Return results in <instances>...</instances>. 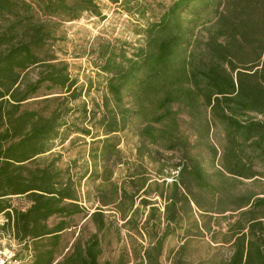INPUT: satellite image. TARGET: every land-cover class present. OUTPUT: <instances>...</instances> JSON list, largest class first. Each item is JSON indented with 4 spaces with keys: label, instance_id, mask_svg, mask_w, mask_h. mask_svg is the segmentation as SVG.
I'll return each mask as SVG.
<instances>
[{
    "label": "trees",
    "instance_id": "1",
    "mask_svg": "<svg viewBox=\"0 0 264 264\" xmlns=\"http://www.w3.org/2000/svg\"><path fill=\"white\" fill-rule=\"evenodd\" d=\"M109 1L141 18L149 10L155 15L154 6L163 12L149 21L144 45L131 53L126 43L99 42L96 67L107 77V91L89 112L86 104L71 105L83 88L49 42L60 25L54 18L102 16L100 1L0 0V215L8 219L0 229H12L31 252L23 264H163L169 236L180 228L184 238L202 236L213 230L214 216H223L225 241L232 246L226 264H264V196L241 187L263 176L256 165L264 162V0ZM204 13L214 19L204 46L194 49ZM34 67L38 72L31 79ZM43 87L60 94L35 100L40 108L29 107ZM175 103L196 121L197 143L180 134ZM137 115L145 119L137 157L130 160L120 148V133ZM80 119L91 127L81 126ZM213 124L223 130L221 151L210 141ZM71 133L94 138L90 168L77 177L51 152ZM198 146L207 150L208 160L193 152ZM146 161L157 165L155 177ZM120 165L126 170L118 178ZM172 170L177 174L170 176ZM84 179L95 184L93 192L82 194ZM13 196H25L30 205L17 208ZM196 213L209 220L200 224ZM79 214L96 231L84 237L81 229L64 251L63 233L77 225L72 222ZM111 227L146 238L143 258L131 263L123 252L114 263L101 262L100 234Z\"/></svg>",
    "mask_w": 264,
    "mask_h": 264
},
{
    "label": "rangeland",
    "instance_id": "2",
    "mask_svg": "<svg viewBox=\"0 0 264 264\" xmlns=\"http://www.w3.org/2000/svg\"><path fill=\"white\" fill-rule=\"evenodd\" d=\"M102 8V16H96L90 12H85L81 18L73 21L62 22L59 18H54L60 23L57 31L55 32V39L50 40L49 47L60 59L69 63V72L72 77L78 79V85L82 87V96L71 103L72 106L81 108L84 104L87 106V110L93 109L96 103H102V98L106 89L107 77L104 73L96 67L97 61V48L99 42L110 41L117 42L118 44H128V50L131 53L133 48H137L145 43V31L144 28L148 25L149 21L158 20L159 15L163 12L162 8L152 7L153 11L147 12V18H141L137 14L127 13L119 5L111 3L109 0H99ZM170 0L166 1L168 5ZM40 16H42L40 14ZM43 17V16H42ZM46 18V17H43ZM214 19L212 13L203 14L202 20L195 28L193 37L194 49H200L204 46V41L208 37L207 28L211 26ZM210 20V22H209ZM38 69L32 68L30 70V78L35 79ZM60 90H47L45 87L39 90L36 96L31 99L29 107L40 108L42 104L36 103L35 100L49 96H56ZM132 106V104H131ZM51 109L45 111L46 114ZM202 110V109H201ZM173 111L179 124V131L183 137L189 139L191 144L198 142L199 137L197 135L196 121L190 115L189 110L181 103H175L173 105ZM203 114L204 111L202 110ZM255 113H249L247 117H256ZM246 117V116H245ZM261 117V116H258ZM71 117L70 119H72ZM82 119V118H81ZM79 120L81 126L91 127L92 123L89 121ZM144 116L137 115L130 123L128 128L120 133L122 142L120 148L123 151L125 158L135 160L137 157V144L139 143V130L143 126ZM96 134V130H94ZM211 142L222 150L224 143V134L220 125H212ZM93 137L83 135L81 133H71L67 140L62 142L60 139L56 141V147L51 151L55 153V156L59 155L58 165L62 168L70 167L72 173L75 176L84 174L86 169L90 168V150L92 148ZM166 155L171 156L172 152L165 151ZM194 153H201V157L204 160L209 159V154L203 146L193 148ZM48 154V153H47ZM179 158V153L174 155ZM152 176H156L157 165L145 163ZM256 168L263 174L257 181L244 180L245 185L241 187L251 186L260 196H264V162L258 161ZM126 165H120L117 169L116 176L118 178L125 174ZM177 174V171L172 170L170 176ZM175 174V176H176ZM168 175V171H166ZM168 181L172 180V177H167ZM162 181V180H160ZM95 184L90 183L87 185L86 179L82 182L81 192L85 194L87 190L94 191ZM153 199H158L159 205L163 210V202L159 196L151 195ZM12 203L19 209H26L30 202L25 196H13ZM86 206H92L91 203L84 202ZM200 224L208 221V217H202L199 213L195 215ZM226 216H229L226 215ZM5 217L4 214L0 215V220ZM215 217V216H214ZM213 217V218H214ZM211 220L213 230L209 232L204 230V235L197 236L191 235L184 238V228H180L173 235L169 236L165 242L164 255L161 260L163 264H173L176 259L185 260L187 264H226L232 254V246L230 243H226L227 237V222L226 217L220 216L218 219ZM58 218L54 217L50 219V224L55 223ZM72 227L68 228L63 233V246L64 251H67L73 244L77 235L82 229L84 237L89 233L95 232L96 227L89 221L83 219V215H76ZM122 224V222H120ZM189 223L186 224L188 228ZM194 232L196 229H192ZM102 238L103 252L100 257L101 262L117 261L119 256L124 252L130 257L131 263H136L139 258H143V248L148 246L146 238L141 237L137 232L130 231L127 228L116 230L114 227L105 230L100 234ZM4 239L0 237V245H2ZM8 242V241H7ZM184 244V245H183ZM183 245V247H181ZM16 251L21 257H29L30 253L23 244H16ZM135 254H139L137 257Z\"/></svg>",
    "mask_w": 264,
    "mask_h": 264
},
{
    "label": "built area",
    "instance_id": "3",
    "mask_svg": "<svg viewBox=\"0 0 264 264\" xmlns=\"http://www.w3.org/2000/svg\"><path fill=\"white\" fill-rule=\"evenodd\" d=\"M6 222H8V219L3 217L0 220V225H4ZM0 237L4 239L3 244L0 245V264H22V260L18 257L15 248L18 242L13 230L10 228L0 229Z\"/></svg>",
    "mask_w": 264,
    "mask_h": 264
},
{
    "label": "crops",
    "instance_id": "4",
    "mask_svg": "<svg viewBox=\"0 0 264 264\" xmlns=\"http://www.w3.org/2000/svg\"><path fill=\"white\" fill-rule=\"evenodd\" d=\"M17 254H18V252H17ZM18 257L22 260V264H23V262H25V261L27 260V258H28V257H24V258H23V257H21V255H19V254H18Z\"/></svg>",
    "mask_w": 264,
    "mask_h": 264
}]
</instances>
